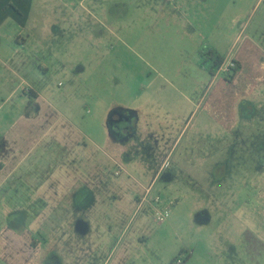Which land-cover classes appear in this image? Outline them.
Instances as JSON below:
<instances>
[{"label": "rangeland", "instance_id": "obj_1", "mask_svg": "<svg viewBox=\"0 0 264 264\" xmlns=\"http://www.w3.org/2000/svg\"><path fill=\"white\" fill-rule=\"evenodd\" d=\"M27 1L25 9V0H0V116L20 112L30 118L48 102L58 116L82 128L107 123L104 111L126 102L123 93L139 96L135 102L141 103L157 76L154 61L166 59L174 68L183 47L187 51L192 44L181 21L200 11L219 17L231 0ZM14 6L27 16L20 17ZM229 6L248 15L250 34L264 36V0H232ZM20 61L26 62L27 85L40 93L39 101L19 93L26 88L13 71ZM259 69L264 71V59ZM255 73L247 67L246 76ZM253 85L235 84L228 105L232 96L236 119L245 109L240 95ZM167 89L171 112L153 123L170 128L149 139L132 131L121 146L118 164L124 169L116 174L119 169L107 161L91 209L79 206V194L74 201L73 194H59L36 203L27 202L29 195L19 188L4 200L0 192V264H171L177 257L182 264H264V251L252 260L245 241L248 231L264 241V146L205 140L215 133L206 122L211 114L220 120L224 106L217 87L203 99ZM249 100L252 110L259 108L258 124L236 125L235 138L264 134V88L260 98ZM118 111L126 120L125 109ZM140 122L152 123L151 117ZM64 129L60 124L52 137H65ZM224 132L217 135L227 138ZM82 166L72 170L77 174ZM157 212L168 214L158 222Z\"/></svg>", "mask_w": 264, "mask_h": 264}, {"label": "crops", "instance_id": "obj_2", "mask_svg": "<svg viewBox=\"0 0 264 264\" xmlns=\"http://www.w3.org/2000/svg\"><path fill=\"white\" fill-rule=\"evenodd\" d=\"M25 1V9H27L31 1ZM230 2L227 4L225 14L223 12L219 17L216 12L210 10L206 13L195 12L192 13V16L184 18L181 21V26L185 36L191 39L192 44L187 48V51L186 47H183L181 60L175 63L172 68L168 60L156 59L154 62L157 65L155 66L157 76L150 81L152 88L147 92L145 99L141 103H136L135 99H138L139 96L123 93L120 98L127 99L126 102H117L104 111V114L102 112L103 119L108 115L107 123L102 120L98 124L92 122V125L83 124L82 128H77L73 126L72 120L63 118V115L58 116V112L48 102L44 103V108H41L36 116H30V118L20 112L15 118L11 117L10 119L8 113L2 114L0 116V192L5 193L3 200L6 199V194L11 193L15 188H19V194L29 195L27 202L33 200L36 203L44 200L48 195L54 199L59 194H73L72 200L74 201V194H79L77 198L79 206L84 210L91 209L92 205L97 202L95 196H92V192L96 193L97 187L103 181L101 178L107 176V161L119 169L116 174L124 169L121 164H118L121 161V146L125 144L124 141L132 139V131H138V134L141 133L149 139L162 136L156 134L155 131L170 128L163 121L153 123L157 120V116L171 112V109L166 107L167 101L169 103L172 98V92L167 89L168 87L174 88V96L196 95L197 98L202 99L214 87L218 88L215 94L219 92L224 106L221 109L220 120L211 114L209 122H206L210 124L209 128L215 129V133L212 132L210 135L211 138L205 139L209 140L210 145H220V143L230 140L232 143L243 141L248 145L253 142H261L264 146V134L256 138H251V136L235 138L233 135L236 125L249 129L247 126L258 122L259 110L257 111V109L259 108L253 105L252 107H255L256 110H252L249 104H253V102L249 99L260 98L264 88V86L262 87L264 71L259 69L264 59V36L260 31L250 34V18L247 14H235L233 10L229 11ZM15 9L18 10L20 17L27 16L21 9ZM215 15L216 18H213ZM224 17L225 21L222 20ZM244 22L245 24H242ZM263 28L261 27V30ZM206 48L215 49L225 58L224 67L229 61L239 65L240 68L233 79L230 80L227 77L231 73L219 70L212 75L208 69L199 66V52ZM25 64V61H20L19 69L13 70L14 74L23 78L26 88L29 89L28 91L26 88L22 89V92L19 93L21 96H31L39 101L42 98L40 93L32 85V87L27 85ZM248 66L254 68L256 72L254 77L246 76ZM257 72H260V75H257ZM251 81H254V85L246 87V94L240 95L242 98L241 107L245 109L240 112L239 119H236L232 97L233 88L235 84L242 86L245 82ZM14 94L18 93L14 92ZM230 95L232 96L229 107L228 98ZM100 102L95 101V104ZM131 103H136L137 106H131ZM121 108L125 109L128 115L126 120H122L118 111ZM2 110L3 106H0V114ZM246 110L247 112H245ZM113 111L114 113L110 115ZM88 112L90 115L95 113L94 109L92 112ZM174 113L180 114L178 111H174ZM144 117L145 119L151 117L152 123L142 125L140 121ZM188 123L185 127L188 126ZM60 124L65 127V137H52L53 130ZM207 126L205 125V128ZM201 128L202 124L199 129ZM111 129L114 131V135L110 132ZM219 129L226 131L222 135H227V138L217 135ZM260 130L264 133V126ZM73 132L74 134H72ZM107 132L108 135H106ZM178 140L179 138L176 142ZM110 147L114 148V153L106 152L107 154H105V149ZM117 151L119 154L116 153ZM199 160L204 159L201 157ZM77 163L83 166L80 170L81 173L79 171L76 174L72 168H75ZM6 189L8 191L4 192Z\"/></svg>", "mask_w": 264, "mask_h": 264}, {"label": "trees", "instance_id": "obj_3", "mask_svg": "<svg viewBox=\"0 0 264 264\" xmlns=\"http://www.w3.org/2000/svg\"><path fill=\"white\" fill-rule=\"evenodd\" d=\"M225 58L222 57L218 52L213 48L202 49L199 52V66L208 69L209 72L214 75L220 70L224 64ZM235 67L232 69V73L227 77L228 79H233L235 73L239 70V65L236 62ZM246 248L252 260H256L257 256L264 251V241L259 239L254 233L247 232L245 234ZM179 257L174 259L171 264H177Z\"/></svg>", "mask_w": 264, "mask_h": 264}, {"label": "built area", "instance_id": "obj_4", "mask_svg": "<svg viewBox=\"0 0 264 264\" xmlns=\"http://www.w3.org/2000/svg\"><path fill=\"white\" fill-rule=\"evenodd\" d=\"M235 67V63L232 61L227 64V66L225 65L224 67V64L222 65V67L220 68V71H224V73H232V69ZM168 214V212L166 213H162V212H157V218L156 220L158 222H162L165 218V215ZM183 262L179 259L178 263L177 264H182Z\"/></svg>", "mask_w": 264, "mask_h": 264}, {"label": "flooded vegetation", "instance_id": "obj_5", "mask_svg": "<svg viewBox=\"0 0 264 264\" xmlns=\"http://www.w3.org/2000/svg\"><path fill=\"white\" fill-rule=\"evenodd\" d=\"M263 241V240H262Z\"/></svg>", "mask_w": 264, "mask_h": 264}]
</instances>
